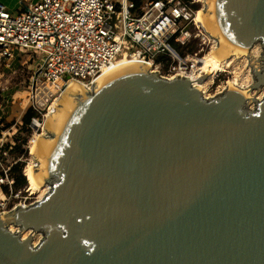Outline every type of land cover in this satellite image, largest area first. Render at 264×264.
<instances>
[{"label":"water","instance_id":"1","mask_svg":"<svg viewBox=\"0 0 264 264\" xmlns=\"http://www.w3.org/2000/svg\"><path fill=\"white\" fill-rule=\"evenodd\" d=\"M206 1L252 84L206 99L142 63L70 84L35 149L48 191L0 215V264H264V0Z\"/></svg>","mask_w":264,"mask_h":264},{"label":"built area","instance_id":"2","mask_svg":"<svg viewBox=\"0 0 264 264\" xmlns=\"http://www.w3.org/2000/svg\"><path fill=\"white\" fill-rule=\"evenodd\" d=\"M24 2L25 6L20 5L14 12L0 3V67H9L6 63L15 55H24L32 61L31 93L34 96L40 84L55 91L53 99L71 83L91 91L99 77L114 69L119 60L145 64L166 79L184 77L191 80L198 61L204 58L200 59V55L208 45L210 50L213 44L216 46L203 25L197 22L203 5L197 10L190 7L192 4L201 6L199 0H192L190 5L182 0H146L139 8L132 0ZM190 42L198 43V51L180 57L173 45L185 46ZM160 56L168 62L163 72L156 63ZM35 106L32 107L40 117L31 120L33 134L26 144L33 162L30 146L38 136H46L47 114L43 116L41 111L45 109ZM3 116L0 94V215L19 207H30L40 200L34 199L30 187L15 189L12 171L22 162L20 157L13 155L17 127L6 128Z\"/></svg>","mask_w":264,"mask_h":264},{"label":"rangeland","instance_id":"3","mask_svg":"<svg viewBox=\"0 0 264 264\" xmlns=\"http://www.w3.org/2000/svg\"><path fill=\"white\" fill-rule=\"evenodd\" d=\"M199 8H201L200 5ZM10 11L14 12L13 10ZM196 47L198 51L199 49L198 43L196 44ZM257 47L259 49L257 48L255 50L253 48L254 54L257 57L254 56L252 53L251 55L254 58H258V57L261 58L263 53L262 48L259 45H257ZM206 49L207 50L200 55V59L203 56L206 57V55H208V52H210L209 45ZM243 59L246 58L243 57L242 60L240 61L232 62L229 68H225L224 71L213 74L209 80H207L204 84H202L204 85L202 89L203 97L208 99L214 97L218 91H221L224 87H227L228 81L238 80L239 87L242 88L249 87L253 81V78L252 75L251 78L248 77L249 67L247 66V61L245 63V60ZM6 65H9V67H4V68L0 67V94L4 109L3 124L6 128H10L21 125V118H22L21 116H23L22 113L23 112L25 113V111L28 108H32V106L36 105L35 107L41 110L48 104L44 102V98H41V95H39L37 99H34V95H32L31 93L32 92L31 79H32V70H33L32 61L28 60V58L24 55L21 56L19 55L18 57L17 55H15V58L11 61H8ZM158 69L161 72H163L164 67L160 65ZM262 89L259 92V94L262 93L263 91ZM49 92H52V90L50 89ZM259 94L256 95L257 98ZM32 96L35 103L32 100ZM250 109H253V106H250ZM45 112H46L45 110L41 111L43 116L45 115ZM32 134L33 133L31 132V134L27 139V143L28 141H30ZM16 145H19L18 142H16ZM22 148L24 149V152L22 154H18V150L16 151L14 150L13 155L14 158L20 157L21 161L24 163L23 173L26 175L27 169L33 164V159L29 156L28 152L26 151V145L22 146ZM47 186L48 183L45 184L44 182L43 186L39 191L32 190V192L34 193L33 194L34 199H38L39 196H43L45 191L47 190L46 189ZM27 187H29L28 181H27ZM13 231H17V230L13 229ZM26 237H32V243L34 242L37 244L40 241V239L43 238V234L31 232Z\"/></svg>","mask_w":264,"mask_h":264},{"label":"bare ground","instance_id":"4","mask_svg":"<svg viewBox=\"0 0 264 264\" xmlns=\"http://www.w3.org/2000/svg\"><path fill=\"white\" fill-rule=\"evenodd\" d=\"M200 4H201V9H202V5L204 3L206 9L208 8V4H207V1L206 0H199ZM205 9V10H206ZM204 10V11H205ZM203 10H201L198 14V18H197V22L198 23H201V25H204V21H203V14H202ZM206 29V28H205ZM216 42V41H215ZM218 47H219V43L217 45V42H216V46L215 44H213L210 52L208 55H206V57H204L203 59H201L200 61H198V64H197V70L195 73V75H191L190 78L191 81L194 83V86H196L198 89H200L202 91L204 85L202 84H197L196 80L198 79V77H200L201 75H198V73H201V74H209V76L211 77L213 74L217 73V72H222L224 71L225 68H229L231 63L232 62H235V61H240L242 60L243 58V55L242 56H237V55H229V56H225L224 54H222L219 50H218ZM255 50L258 48L257 45H255L253 47ZM252 48L251 50V53L256 56L254 54V49ZM259 49V48H258ZM230 53H233V51H230ZM253 57V56H252ZM257 57V56H256ZM245 58V57H244ZM254 58V57H253ZM259 58V57H258ZM257 59V58H256ZM245 60V63L247 61V59H243ZM136 63L135 62H132V61H128V60H119L118 63H117V66L112 69V70H108L106 71L101 77H103L105 74L111 72V71H114L116 69H119L121 67H125V66H130V65H135ZM247 66H248V63H247ZM149 67V66H148ZM249 67V66H248ZM251 71L250 69L248 68V77L251 78ZM99 77V79L101 78ZM210 77L208 78V80L210 79ZM247 77V78H248ZM98 79V80H99ZM253 82V81H252ZM252 84V83H251ZM72 86L80 89L79 86H77L76 84H72ZM232 86V87H239L238 86V80H233V81H228V87ZM69 87H70V84L67 85V87L64 89V90H61L60 92V95L59 97L56 99H53V95L55 94V91H52V92H49L50 88L49 86L45 85V84H40L36 87V91H35V99H37L39 97V95H41V98H44V102L46 104H48L47 106H45L43 109L47 110V114H46V120H45V124H44V133H50L48 127H47V124L50 120V118L56 114V110L59 108L61 102H62V97L63 95H65L68 91H69ZM239 88H242V87H239ZM245 88V87H244ZM248 89V87L246 88ZM81 90V89H80ZM262 93L258 95V98L257 99H262V97L264 96V88L262 89ZM82 91V90H81ZM257 95V94H256ZM44 106V104H43ZM47 131V132H46ZM44 134H42L41 136H38L37 137V140L34 141L33 145L30 146V153L31 155L33 156V158L37 159L38 162H39V158H38V155H35V149L37 147V145L39 144V142L41 141H49V140H45L43 139V136ZM35 161L33 162V164L27 169V174L25 175L26 178H27V181L29 183V187L31 190L33 191H39L41 189V187L43 186V182H41L39 180V178L36 176V173L37 171H35V165H34ZM48 186H47V190L45 191L44 195L46 194V192L48 191ZM43 195V196H44ZM43 196H39L38 199H42ZM13 227L10 228L11 231H13L12 229ZM15 232V231H13ZM31 233L30 231L24 233L22 235V239H25V237ZM33 245H36V243L33 242Z\"/></svg>","mask_w":264,"mask_h":264},{"label":"trees","instance_id":"5","mask_svg":"<svg viewBox=\"0 0 264 264\" xmlns=\"http://www.w3.org/2000/svg\"><path fill=\"white\" fill-rule=\"evenodd\" d=\"M146 0H132V2L135 4L136 8H139L143 5V3ZM187 5H190L192 0H182ZM21 7L25 6L24 0H20ZM193 10H197L199 8L198 4H192L190 6ZM196 42H190L189 44L185 46L180 45H173L175 51L178 53L180 57H185L187 55H192L197 51ZM156 63L159 65H162L164 67L163 71L166 70V66L168 65L167 60L164 57H158L156 59ZM24 114V115H23ZM23 117L21 119V125L17 126V132L15 134L14 140L18 142L19 145H16L15 151L18 150V154H22L24 152V149L22 146H25L27 144V139L29 135L31 134L32 130L30 128L31 120L33 118H39L40 115L34 110V108H28L25 113H23ZM23 169H24V163L18 162L12 171L15 189H25L27 187V181L26 177L23 175Z\"/></svg>","mask_w":264,"mask_h":264},{"label":"crops","instance_id":"6","mask_svg":"<svg viewBox=\"0 0 264 264\" xmlns=\"http://www.w3.org/2000/svg\"><path fill=\"white\" fill-rule=\"evenodd\" d=\"M0 3H2L5 6L6 9L8 8V10L10 9V10H13V11H18L19 6H20V0H0Z\"/></svg>","mask_w":264,"mask_h":264}]
</instances>
